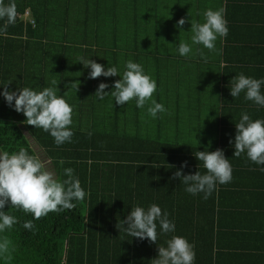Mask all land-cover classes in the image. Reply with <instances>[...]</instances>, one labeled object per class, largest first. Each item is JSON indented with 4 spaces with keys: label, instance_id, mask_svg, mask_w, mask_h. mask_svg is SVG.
<instances>
[{
    "label": "trees",
    "instance_id": "1",
    "mask_svg": "<svg viewBox=\"0 0 264 264\" xmlns=\"http://www.w3.org/2000/svg\"><path fill=\"white\" fill-rule=\"evenodd\" d=\"M15 4L16 22L0 36V87L7 85L12 91L18 87L36 91L55 87L57 95H63L72 106V121L79 118V122L71 126V142L57 146L48 133L27 125L26 117L8 107L0 96V150L12 153L24 147L37 156L22 129L25 127L55 165L59 179L66 178L65 168L74 169L88 195L71 210L50 212L33 220L34 230L23 228L24 222L32 220L30 214L6 206L4 211L18 222L0 233V239L9 241L0 264H151L146 252L138 258L146 242L132 244L117 220L126 219L134 206L147 208L155 203L178 229L181 196L175 193L178 189L173 177L162 175L171 170L162 166V118L154 127L155 120L153 124L148 120V105L139 109L130 101L120 106L111 96L97 101L94 94L98 85L108 84L105 91L110 93L120 77L90 79V69H85L79 58L92 59L105 68L117 66L122 72V60H132L133 51L135 61L146 63L147 49L162 45L158 31L162 21L148 19L145 4L124 5L126 15H119L120 7L114 3L15 0ZM26 12L30 19L25 18ZM122 53L127 57L122 59ZM157 53L162 56L161 51ZM144 69L147 74L155 72L147 71L146 66ZM157 70L160 75L155 79L153 98L164 105L161 68ZM77 81V91L65 87ZM164 179L174 186L171 194H160Z\"/></svg>",
    "mask_w": 264,
    "mask_h": 264
},
{
    "label": "crops",
    "instance_id": "2",
    "mask_svg": "<svg viewBox=\"0 0 264 264\" xmlns=\"http://www.w3.org/2000/svg\"><path fill=\"white\" fill-rule=\"evenodd\" d=\"M53 1L60 4L114 3L120 7L119 15L128 13L124 5L145 4L147 18L162 21L158 28L162 35L161 47L147 49L146 63L141 61L140 64L146 66L147 71L155 70L149 74L153 79L160 75L157 69L161 68L167 111L162 113L163 136L159 144H164L162 151L165 150L162 166L171 169L162 175L173 177L177 185L178 190H174L181 196V218L178 229L158 236L157 244L130 237L132 244L146 242V249L138 252V258L145 252L148 260L156 258L157 247L166 246L165 241L177 235L194 245V264H264V171H260L264 166L248 161L244 154L233 157L234 147L229 143L234 141L235 124L242 112H247L253 120L264 119V108L257 109L252 102L245 101L244 93L234 99L229 91L231 80L241 73L255 79L264 78V0ZM221 7L225 9L229 31L226 38L216 41L219 52L193 46L189 57L179 56L176 51L179 43H190L191 24L186 22L180 32L175 27L177 22L181 18L203 22L202 13L206 9ZM154 28L152 24V31ZM198 47L207 56V63L201 60ZM131 54L133 62L138 63L133 51ZM121 57L127 55L122 53ZM78 122L79 118L74 119L71 126ZM217 149L223 150L225 158L230 160L232 181L218 185L207 200L203 199V194L187 193L180 179L174 178L175 172L186 163L182 169L185 175L198 170L203 174L205 169L198 168L200 162L195 153ZM164 180L160 194H171L174 186L168 179Z\"/></svg>",
    "mask_w": 264,
    "mask_h": 264
},
{
    "label": "clouds",
    "instance_id": "3",
    "mask_svg": "<svg viewBox=\"0 0 264 264\" xmlns=\"http://www.w3.org/2000/svg\"><path fill=\"white\" fill-rule=\"evenodd\" d=\"M15 0H0V36L7 33L9 25H13L17 19ZM203 22L191 18L190 21L181 18L175 27L183 32V25L191 24L190 43L180 42L176 51L181 57H189L193 53V46H202L210 52H219L216 41L224 39L228 35L227 20L223 7L213 10L206 9L203 13ZM200 58L207 63V56L201 48ZM79 63L85 69H90L89 78L120 77L112 85L109 93L106 83H100L94 94L97 101H104L111 96L116 105H125L130 101L135 106L143 109L146 105L147 115L152 119L158 118V113L167 111L165 106L158 103L153 94L157 84L149 74L145 72L142 64L129 59L124 62L123 71L117 66H108L96 63L92 59L81 56ZM55 81L52 84L55 85ZM66 88L78 90L79 82L66 84ZM264 78L255 79L245 76L243 73L234 76L229 88L230 95L235 99L244 93V100L250 101L257 109L264 108ZM0 96L7 106L16 113H22L26 117V124L34 128L42 129L48 133L57 146L71 142L73 131L71 130L73 108L63 95H57L55 87H44L36 91L29 87H18L16 91L8 89L7 85L0 87ZM236 134L233 145V157L244 154L248 161L257 166H264V119L253 120L247 112L240 114L239 122L235 124ZM195 158L205 172L199 170L195 174L185 175L182 171L187 165L182 164L181 170L175 172L174 178H179L185 185V191L193 196L203 194L207 200L217 189L218 185H225L232 181V167L230 160L225 158L223 150L214 152L208 150L197 151ZM63 164V161H60ZM264 171V167H260ZM64 179L56 178L53 171L47 170L45 162L38 156L30 154L27 149L21 147L17 152L9 153L0 150V233H5L17 224V218L5 212L8 208L22 211L32 216L23 224L26 230H34L33 220L47 216L50 212H63L71 210L77 202H82L88 193L82 188L80 180L74 175V169L63 170ZM122 231L131 238L148 240L157 244L158 236H165L176 231L175 222L169 219V214L153 203L147 208L134 206L126 219L120 221ZM159 228V231L157 230ZM166 246L157 247V257L151 260V264H194V245L182 236L172 235L165 241ZM9 248L7 239H0V257H3ZM10 259V257H8Z\"/></svg>",
    "mask_w": 264,
    "mask_h": 264
},
{
    "label": "rangeland",
    "instance_id": "4",
    "mask_svg": "<svg viewBox=\"0 0 264 264\" xmlns=\"http://www.w3.org/2000/svg\"><path fill=\"white\" fill-rule=\"evenodd\" d=\"M169 24V22H168ZM152 30V29H151ZM165 99V98H164ZM162 99V100H164ZM171 111L172 110V107H171ZM161 118L162 116H158V118L156 119H152L150 116H148V120H150L152 122V124L154 123V120H155V123L153 124L154 127H156V123L158 121H161ZM145 128H147V126H145ZM22 129L25 131V135L27 136V138L29 139L30 141V144L32 145L33 149L35 150L36 154L38 155V157L43 161L45 162V165H46V169L47 170H50V171H53L54 174L56 175V178H59V175L57 173V170H56V167L54 164L51 163V161H49L48 157L46 156L45 152L42 151V149H40V147L37 145V143L33 140V138L30 136L29 132L26 130L25 127L22 126ZM154 131V128H151V132ZM149 132H150V129H149ZM156 133V132H155ZM153 135V134H152Z\"/></svg>",
    "mask_w": 264,
    "mask_h": 264
},
{
    "label": "built area",
    "instance_id": "5",
    "mask_svg": "<svg viewBox=\"0 0 264 264\" xmlns=\"http://www.w3.org/2000/svg\"><path fill=\"white\" fill-rule=\"evenodd\" d=\"M25 18H28V19H30L29 12H26V14H25ZM30 22H31V23H34L32 20H30Z\"/></svg>",
    "mask_w": 264,
    "mask_h": 264
}]
</instances>
